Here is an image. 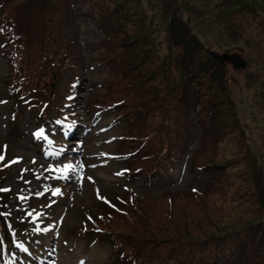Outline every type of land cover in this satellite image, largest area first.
<instances>
[{
    "label": "rangeland",
    "instance_id": "obj_1",
    "mask_svg": "<svg viewBox=\"0 0 264 264\" xmlns=\"http://www.w3.org/2000/svg\"><path fill=\"white\" fill-rule=\"evenodd\" d=\"M69 1L0 0V206L13 264H124L107 239L89 245L90 231L153 264L165 244L223 227H245L235 264H264V224L251 227L264 222V0L235 5V15L234 0ZM101 10L121 32L99 42ZM194 36L201 53L187 58L179 42ZM200 57L216 65L218 85L190 76ZM194 122L190 157L204 139L210 154L201 148L199 162L210 156L253 185L225 205L206 203L201 225L188 228L179 210L168 216L163 178L159 193L140 172L151 180L165 132L181 138ZM141 206L152 224L138 219ZM129 207L128 220L116 215Z\"/></svg>",
    "mask_w": 264,
    "mask_h": 264
},
{
    "label": "trees",
    "instance_id": "obj_2",
    "mask_svg": "<svg viewBox=\"0 0 264 264\" xmlns=\"http://www.w3.org/2000/svg\"><path fill=\"white\" fill-rule=\"evenodd\" d=\"M87 1L89 0H71L69 1L68 5L73 7L75 3L76 7L78 4L77 2L86 3ZM252 4L253 0H234L227 6V10L229 15H235V11L233 10L235 5L239 11L244 12L248 11V6H251ZM101 13L102 15L100 20L97 22L98 33L102 34L99 42L103 39L110 40L112 36H117L121 32L119 24L109 23L106 20V16L102 10ZM90 14L93 17L97 15L95 9H91ZM259 25L260 28L264 29V23H260ZM69 28L71 29L70 25ZM191 39V42H189L190 40H186V38H183L184 42H179V44L183 47L182 52L187 56V58L195 56L196 51L199 49L198 39L195 36ZM59 42L63 41L59 40ZM106 44L108 45V42H106ZM194 50L195 53L192 52ZM198 52L201 53L199 50ZM102 60L105 61L104 59ZM198 61L203 64V68H190V76H195V80L202 76L207 81H210L208 82L209 84L215 82V84L218 85L220 78L216 76L218 72L216 65L207 62V60H204L201 57L198 58ZM177 63L180 64V59L177 60ZM216 64L218 65L220 63ZM132 68L134 67L131 66V69ZM195 96L197 97V94H195ZM195 124L197 123H192L190 128L187 125L181 138L177 136L173 130H167L164 135L165 139L162 141L160 140L159 142L160 145L164 144L162 149L159 152H154V160L156 162L155 168L149 173V178L152 179L148 180V176L145 173L140 172V180L142 185L145 187H154V185L158 184L162 185L163 187V178L165 183L164 192L168 196V200L164 201L168 216L171 217V214L174 211L179 210L187 219V221L183 224L188 225V228L189 223H191L194 228H198L201 225L202 220L200 218L196 219V216H199L201 211L207 210L206 203H220L225 205L228 203V201L237 199L240 192H249L247 187L253 185V180H251L249 176H246L241 180L234 178L232 173L227 171V166H225L223 163L221 164L213 162L210 156L204 155L208 161L199 162L194 156L197 151L205 147L204 139L202 143L195 149L194 156L192 155L190 157V155L187 154L185 148L188 149L190 144H192L194 148V146L198 144L197 140H195L193 143L192 138H190L188 135V132L192 130ZM163 150L165 151L163 152ZM204 152L205 154H210L207 153L206 147L204 148ZM184 160L186 167L180 169ZM176 167H178V169ZM162 189L163 188H157L156 190L157 192L161 193ZM138 211L141 215L138 216L139 220L145 222L147 225L152 224V221L144 216V208L142 206L138 208ZM0 215V220L4 221L2 206H0ZM116 215L121 216L124 220H128L130 215V207L127 211L125 210L121 212V214ZM114 217L115 216L113 215L111 218ZM205 217V222L207 224L211 226L216 225L214 217L210 216L209 213L206 212ZM152 220H155V218L153 217ZM263 224L264 222H259L258 224L251 225V227H261ZM244 229L245 227L242 230H236L235 232L230 231L232 230L230 227H223L221 230H212L206 234H187V236L179 238L171 244H165L163 248L158 251L159 254L153 259L152 262L153 264H235L238 262L235 261V259H242L239 256V251L244 252L246 250V245H238L240 235L243 233ZM260 231L264 234V228H261ZM103 233V231H100L99 233L90 231L89 233L83 232L82 235L88 237L90 240L107 239L109 243L113 245V249H116L122 254L119 255L118 260L124 261V264H145L140 262L145 261V254H140L139 259L134 257L126 248L130 252V255H127L122 252L121 248L125 247L120 243L119 240L114 238L111 239L109 236L102 235ZM109 234L116 235L123 233L121 231L115 230L109 231ZM1 241H3L2 236L0 237V242ZM133 246L134 245L132 244L131 247ZM254 248V242H252L250 244V250H253ZM172 249L176 255H171L169 253Z\"/></svg>",
    "mask_w": 264,
    "mask_h": 264
},
{
    "label": "snow or ice",
    "instance_id": "obj_3",
    "mask_svg": "<svg viewBox=\"0 0 264 264\" xmlns=\"http://www.w3.org/2000/svg\"><path fill=\"white\" fill-rule=\"evenodd\" d=\"M36 135H37V136L42 135V130H41V132L36 133ZM2 159H3V157H0V160H2ZM0 191H6V190H0ZM58 193H59V189H56V190L53 192V195H56V194H58Z\"/></svg>",
    "mask_w": 264,
    "mask_h": 264
},
{
    "label": "water",
    "instance_id": "obj_4",
    "mask_svg": "<svg viewBox=\"0 0 264 264\" xmlns=\"http://www.w3.org/2000/svg\"><path fill=\"white\" fill-rule=\"evenodd\" d=\"M211 56L214 58V59H218L219 57H217V56H215L213 53H211ZM235 63H236V66H242V65H244V62H238V61H235Z\"/></svg>",
    "mask_w": 264,
    "mask_h": 264
}]
</instances>
